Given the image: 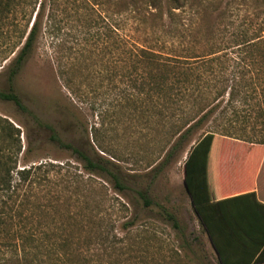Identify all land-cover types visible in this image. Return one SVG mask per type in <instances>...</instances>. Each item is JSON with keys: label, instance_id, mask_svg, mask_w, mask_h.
I'll use <instances>...</instances> for the list:
<instances>
[{"label": "rangeland", "instance_id": "rangeland-1", "mask_svg": "<svg viewBox=\"0 0 264 264\" xmlns=\"http://www.w3.org/2000/svg\"><path fill=\"white\" fill-rule=\"evenodd\" d=\"M43 3L37 41L14 79V89L63 141L103 163L124 187L118 188L106 171L85 168L30 116L0 99V117L19 131L20 151L12 163L16 169L61 165L60 174L70 181L67 189L60 184L51 194L38 192L34 197L42 211L25 210V226L12 220L19 256L11 255L13 244L0 243V264H16L15 258L21 264H218L183 186V163L190 146L206 131L231 136L214 141V164L257 161L258 150L247 146L264 149V144L239 138L264 140V116L256 113L262 104L247 101L252 108L245 118L234 117L233 111L221 115V104L183 149L164 162L174 140L173 119L155 115L167 105L140 90L133 68L128 67L130 75L125 76L121 38L127 32L172 55L222 52L264 35V0ZM7 21L0 23V90L7 88L6 67L13 55ZM254 74L264 78V72ZM236 106L246 107L239 102ZM139 190L146 191L151 204H143ZM165 213L174 217L177 228ZM129 220L133 224L123 227Z\"/></svg>", "mask_w": 264, "mask_h": 264}, {"label": "trees", "instance_id": "trees-1", "mask_svg": "<svg viewBox=\"0 0 264 264\" xmlns=\"http://www.w3.org/2000/svg\"><path fill=\"white\" fill-rule=\"evenodd\" d=\"M57 1L50 0L52 5ZM43 7V0H0V23L8 20L10 52L13 53L6 67L7 88L0 90V99L11 102L30 116L41 129L49 133L52 141L74 152L84 162L85 168L106 171L113 178L114 184L123 189V184L114 172L105 168L103 163L94 161L81 149L63 141L53 125L27 106L14 89V79L31 56L37 41ZM143 42L123 32L121 50L126 65L124 71L125 76H129L127 68H133L138 76L137 80H133L138 82L140 90L151 92L156 100L167 105L154 112L159 117L167 115L173 119L171 129L174 140L165 153L164 162L183 149L189 137L202 129L221 104H224L219 111L221 115L233 111L234 117L239 115L245 118L249 117L252 108L247 101L256 100L255 105L258 106V101L262 104L256 113L259 117L264 116V86L259 85L264 83V78L260 80L254 74L264 72V35L244 39L222 52L195 55H172ZM237 102L246 105L245 110L238 109ZM209 103L211 106L207 108ZM243 111L244 114L239 113ZM18 132L12 123L0 117V243L6 242L9 246L13 244L11 255L15 257L19 256L15 244L19 240L14 238L10 228L12 220H15L16 225L25 226V210L31 213L42 211L38 197H34L38 192L50 193V189L59 191L61 185L62 189H67L70 182L64 178V174H60L61 165L32 164L16 169V164L12 163L20 151ZM221 136L231 137L206 131L190 146L183 163V186L218 264L264 262V203L257 199L255 192L210 200L212 188L210 191L209 188L211 184L213 186L210 164H214L210 155L214 141L222 139ZM239 139L250 144H264V140L259 138ZM247 147L258 150L259 157L254 161L256 164L264 149L259 146ZM55 174L59 176L53 177ZM137 193L145 206L151 204L146 191L139 190ZM31 197L34 198L30 200ZM165 216L174 227H178L171 214L165 213ZM132 224L133 220L122 223L123 227ZM17 239L21 240V236ZM15 259L16 264H21L20 259Z\"/></svg>", "mask_w": 264, "mask_h": 264}, {"label": "crops", "instance_id": "crops-1", "mask_svg": "<svg viewBox=\"0 0 264 264\" xmlns=\"http://www.w3.org/2000/svg\"><path fill=\"white\" fill-rule=\"evenodd\" d=\"M212 184L210 200L231 197L254 191L259 201L264 203V152L256 164H210ZM209 193V192H208Z\"/></svg>", "mask_w": 264, "mask_h": 264}]
</instances>
